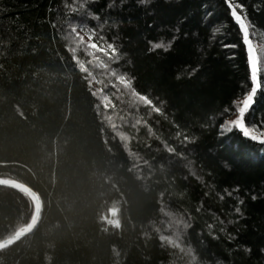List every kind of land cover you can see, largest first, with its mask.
<instances>
[{
    "label": "trees",
    "instance_id": "obj_1",
    "mask_svg": "<svg viewBox=\"0 0 264 264\" xmlns=\"http://www.w3.org/2000/svg\"><path fill=\"white\" fill-rule=\"evenodd\" d=\"M240 3L264 33V0ZM251 86L225 0H0V177L42 200L0 264H264V144L221 128ZM33 213L0 186V241Z\"/></svg>",
    "mask_w": 264,
    "mask_h": 264
},
{
    "label": "snow or ice",
    "instance_id": "obj_2",
    "mask_svg": "<svg viewBox=\"0 0 264 264\" xmlns=\"http://www.w3.org/2000/svg\"><path fill=\"white\" fill-rule=\"evenodd\" d=\"M141 2H146V0H141ZM226 5L229 8V14L232 17L233 21L236 23L239 32L241 43L245 47L246 54V63L249 69V80L251 82V89L244 95L242 100L234 101V107L236 109L237 118L233 121H225L221 128L223 131L231 132L233 129H236L242 133L245 138H249L252 141L264 144V132H257L255 128H250L245 122V115L250 110L252 104L254 103L255 97L257 95L258 90L262 88L261 76L264 74V48H259L257 43L254 41H260L264 39V33H259L254 25L251 24L250 20L247 16V10L243 3H240V0H225ZM75 11V9L73 10ZM68 31L73 35H76L77 28L76 26H71ZM91 31L90 39L96 37V33L94 30ZM215 31H219V29H214ZM79 38V37H77ZM100 41L104 40L103 36L98 37ZM88 47L94 49L98 53H102L106 55L110 60L115 57V60L118 61L120 59L119 55H117V48L115 44L108 43L106 46H102L98 43H90L87 45ZM225 47H237L238 45H224ZM151 50L163 49L167 51L171 47V42L167 45L163 42L151 43ZM115 75V73H114ZM119 82L123 85L125 89H129L131 102L142 103L147 106H151L152 111L155 113L162 114V108L157 107L151 99L146 95L138 94L135 90L132 89V81L126 77V75H119ZM225 111H228L227 109ZM188 138L185 137V140ZM230 196L231 193L229 192ZM223 198V197H221ZM255 199V197H253ZM239 203H243L240 201ZM236 213H240V208L237 207L235 209ZM211 228V226H209ZM215 238V237H213ZM247 251H251V249H246Z\"/></svg>",
    "mask_w": 264,
    "mask_h": 264
},
{
    "label": "water",
    "instance_id": "obj_3",
    "mask_svg": "<svg viewBox=\"0 0 264 264\" xmlns=\"http://www.w3.org/2000/svg\"><path fill=\"white\" fill-rule=\"evenodd\" d=\"M0 186H7L26 192L27 194H29V196L32 198L34 202V213L29 224L23 229L18 230L12 236L0 241V250H2L4 248H7L15 244L16 242L20 241L22 238L33 232V230L35 229L41 218L42 200L38 191H36L29 184L21 181L5 179L0 177Z\"/></svg>",
    "mask_w": 264,
    "mask_h": 264
},
{
    "label": "rangeland",
    "instance_id": "obj_4",
    "mask_svg": "<svg viewBox=\"0 0 264 264\" xmlns=\"http://www.w3.org/2000/svg\"><path fill=\"white\" fill-rule=\"evenodd\" d=\"M236 118H237V113L234 114L233 116H231V117L225 119V121H226V120H227V121H233V120H235ZM225 121H224V123H225ZM227 133H228V132L222 130V134H223V135H225V134H227Z\"/></svg>",
    "mask_w": 264,
    "mask_h": 264
}]
</instances>
